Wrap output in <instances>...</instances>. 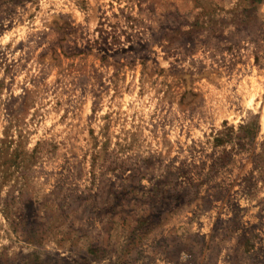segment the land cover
<instances>
[{"label": "rangeland", "instance_id": "obj_1", "mask_svg": "<svg viewBox=\"0 0 264 264\" xmlns=\"http://www.w3.org/2000/svg\"><path fill=\"white\" fill-rule=\"evenodd\" d=\"M0 264H264V0H0Z\"/></svg>", "mask_w": 264, "mask_h": 264}, {"label": "trees", "instance_id": "obj_2", "mask_svg": "<svg viewBox=\"0 0 264 264\" xmlns=\"http://www.w3.org/2000/svg\"><path fill=\"white\" fill-rule=\"evenodd\" d=\"M239 129L240 132L236 135H234L233 129L230 127H226L224 130L219 131L213 138L214 144L220 145L224 142L231 141L234 136L243 139L248 138V141H251L258 131V125L255 121H251L250 123H247L243 126L240 125Z\"/></svg>", "mask_w": 264, "mask_h": 264}]
</instances>
